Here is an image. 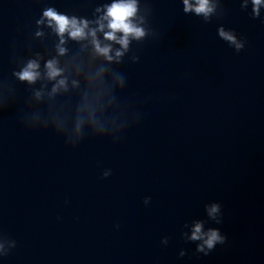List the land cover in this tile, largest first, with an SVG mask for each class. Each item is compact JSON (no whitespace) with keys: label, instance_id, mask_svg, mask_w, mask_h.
Wrapping results in <instances>:
<instances>
[{"label":"water","instance_id":"water-1","mask_svg":"<svg viewBox=\"0 0 264 264\" xmlns=\"http://www.w3.org/2000/svg\"><path fill=\"white\" fill-rule=\"evenodd\" d=\"M112 2L0 0V264H264V4L210 0L206 19L138 0L149 35L103 82L71 41L84 71L61 58L67 92L14 75L55 55L46 8L93 19ZM197 223L224 243L198 251Z\"/></svg>","mask_w":264,"mask_h":264},{"label":"clouds","instance_id":"clouds-1","mask_svg":"<svg viewBox=\"0 0 264 264\" xmlns=\"http://www.w3.org/2000/svg\"><path fill=\"white\" fill-rule=\"evenodd\" d=\"M184 11L186 13L195 12L196 15H203L206 19L215 11V7L210 0H183ZM253 12L256 16L260 14V7L264 4V0H252ZM140 13V5L138 0H113L111 4H104L95 9L93 19L69 16L62 14L55 8H46L42 17L36 21L38 29L47 27L57 38L54 45L55 55L44 60L43 69L41 67L42 56L37 54L34 59H29L26 64L14 75L22 82L34 85L38 81L47 80L52 83L51 95L58 94L61 90L67 92L69 86V77L67 66H62L61 58L69 57L74 65L77 74L84 71V64L78 61L75 56L70 53L69 43L74 42L79 46L80 53H90L91 61L87 72L89 81L103 82L105 79L108 66L119 64L123 61L126 54L130 52V45L133 41L141 42L148 35L144 24L145 20ZM219 35L224 40L235 46L237 51L243 48V44L237 41L236 37L224 29L219 30ZM35 36L39 38L45 37L43 30H37ZM102 60L105 63L100 64L94 70L91 62ZM140 57L133 54L131 56L132 63H138ZM112 79L114 84L123 87L125 85V77L122 73L113 72ZM71 84L74 88H79L80 81L73 79ZM37 98H40L41 92L37 91ZM79 128V124L77 125ZM110 175L105 172L104 177ZM147 203V201H145ZM219 212V206L213 205L209 209V215L215 218ZM219 223V221H217ZM191 240L202 241L198 251L204 252L205 248L212 250L219 243H224L225 238L221 236L217 230H209L207 233L203 231V225L197 223L193 230ZM166 242V241H165ZM183 255V253H182Z\"/></svg>","mask_w":264,"mask_h":264}]
</instances>
